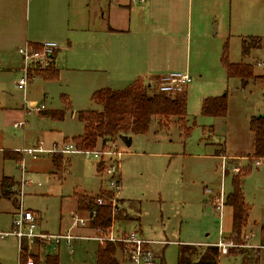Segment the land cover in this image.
Returning <instances> with one entry per match:
<instances>
[{"label": "rangeland", "instance_id": "1", "mask_svg": "<svg viewBox=\"0 0 264 264\" xmlns=\"http://www.w3.org/2000/svg\"><path fill=\"white\" fill-rule=\"evenodd\" d=\"M61 2L60 13L67 16L68 0ZM53 5L52 0H0V182L4 177L13 178L20 189V196L15 197L17 207L2 199L0 193V264H20V240L6 234L12 233L13 214L21 208L36 216L38 233L74 237L71 242L62 237L59 244L55 239L48 244L36 240L31 253L43 260L58 256L60 264H96L100 246L97 241L86 239L96 236L90 222L85 227L74 224V194L85 191L97 196L106 191L105 169L110 163L83 153L67 154V170L56 172L52 169V156L20 153L40 142L51 149L63 139L60 133L71 138L82 134L85 125L74 119L72 112L102 111L91 98L103 88L97 89L94 78L83 71L72 70L64 57L57 66V78L36 76L26 90L18 87L24 75L19 49L27 45L29 29L36 31L35 38L44 40L43 43L55 42L61 47L45 31L58 23L56 18L50 24L57 13L52 10ZM244 43L246 54L242 51ZM189 45L193 83L187 90L185 123L191 131L184 135L178 118H173L167 127L155 119L147 134L131 136L130 147L124 139H118L120 191L116 197L132 203L121 206L128 208L130 218L137 216L140 202V237L151 242L145 251L152 253L153 264H178L181 245L202 250L221 239L233 246L228 255H219V264H264V231L258 227L259 223L264 224V162L261 166L256 165L259 159L250 163L255 151L250 123L264 115V0H202L194 11ZM226 50L231 64L251 65L257 79L245 86L238 78L229 79L222 64ZM223 96H227L228 102L226 118L202 115L205 99ZM64 97L71 107L66 111V119L54 120L45 115L65 110ZM28 108L32 111L28 112ZM36 108L42 112L34 111ZM60 143L58 146L63 148L70 142ZM108 149L99 144L96 150ZM7 151L19 152L21 162L6 159ZM22 165L26 169L24 175ZM249 166L251 171L243 184L252 207L251 217L243 238L235 242L231 209L225 207L220 214L214 201L220 194L224 198L232 193L235 174ZM23 177L33 184L22 187ZM77 215L89 219L87 213ZM136 224L117 221L113 230L107 232L115 237L123 232L132 233L140 229ZM130 248L125 245L117 251L121 264H135L129 259Z\"/></svg>", "mask_w": 264, "mask_h": 264}, {"label": "trees", "instance_id": "2", "mask_svg": "<svg viewBox=\"0 0 264 264\" xmlns=\"http://www.w3.org/2000/svg\"><path fill=\"white\" fill-rule=\"evenodd\" d=\"M243 54H246L245 43L242 46ZM222 64L226 69L229 79H240L245 86L249 81L257 79L251 65L231 64L228 51L226 50ZM59 71L52 65L34 71L33 77L42 76L45 79H55ZM91 100L102 107V111H83L77 114L78 120L85 125L84 133L81 136L66 140L73 143L75 147L83 151H94L100 144L106 149L112 142L118 139H125L131 136L145 135L148 133L153 121L159 119L161 126L167 127L173 118H178V124L184 135L190 133L191 129L186 128L185 119L187 117V92L181 94L168 95L158 91L152 85L145 84L143 80H137L127 88L113 90L104 88L93 93ZM65 110L50 111L45 113L54 120H64L66 111L69 110L70 102L64 97ZM202 115L213 118L224 119L228 114L227 96L208 98L203 101ZM250 131L254 134L255 151L250 158V163L256 159L264 158V115L255 117L250 123ZM6 159L21 162L19 152L7 151L4 154ZM53 169L56 172L65 171L69 165L63 154H56L52 160ZM97 171L102 172L101 164ZM251 166L242 168L232 180L233 191L225 198V206L232 211V236L235 242H240L247 228L251 206L245 200L243 191V181L250 173ZM226 175L227 172L225 173ZM1 198L13 202L17 207L15 197L20 196L19 185L13 178L4 177L0 182ZM76 212L79 214H91L96 211L97 215L92 218L90 226L92 229L100 228L110 231L117 221L140 222V202L137 216L130 218L128 208L121 207L116 215L113 214L112 199L115 194L110 191L100 192L97 196L76 194ZM103 198L105 205H98L97 199ZM131 205L128 201L117 200L118 205ZM132 210V208H130ZM264 231V227H262ZM123 243L109 242L105 246H100L96 253V264H120L117 260V251L123 250ZM220 252L216 246H206L200 250L199 247L191 245H181L178 253V264H219ZM20 264H60L58 256H48L44 261L40 255L29 252L27 245L23 244L20 252Z\"/></svg>", "mask_w": 264, "mask_h": 264}, {"label": "crops", "instance_id": "3", "mask_svg": "<svg viewBox=\"0 0 264 264\" xmlns=\"http://www.w3.org/2000/svg\"><path fill=\"white\" fill-rule=\"evenodd\" d=\"M60 2L52 0V10H57V13L50 24L57 18V25L45 30L50 32L48 37H55L53 41L62 47L49 64L57 70L60 59L64 57L71 63L72 70L83 71L94 78L97 89L113 90L127 88L139 79L157 86L160 77L170 73H188L193 78L189 39L194 11L202 0H148L144 4L133 3L132 0H68L67 16L60 13ZM36 33L30 29L27 31L26 44L38 46L43 43L44 40L35 38ZM202 35L199 32V39ZM77 114L72 112L73 118L78 120ZM60 135L63 137L60 144L72 139L63 133ZM50 156L53 160L54 155ZM65 159L69 162L70 156ZM24 172L26 174V169ZM243 191L248 203L244 184ZM76 194L90 195L85 191L74 196ZM136 225L140 229L134 232L143 237L141 217ZM258 227L262 228L264 224L259 223ZM124 234L127 233L117 237ZM118 256L122 258L116 255L117 260Z\"/></svg>", "mask_w": 264, "mask_h": 264}, {"label": "built area", "instance_id": "4", "mask_svg": "<svg viewBox=\"0 0 264 264\" xmlns=\"http://www.w3.org/2000/svg\"><path fill=\"white\" fill-rule=\"evenodd\" d=\"M148 0H132L133 3H146ZM59 50V45L55 42H45L41 43L40 45H32L27 44L23 48L19 49V54L22 57L24 68H23V77L20 80L18 87L21 90H26V87L30 80H32L34 71L42 70L46 68L54 58L55 54ZM192 83V77L188 73H170L160 77L157 83L158 91L161 93H165L168 95L174 94H181L187 92L188 87ZM28 112H31L32 109H27ZM34 111L42 112V109L36 108ZM21 125V124H20ZM19 125V126H20ZM22 126V125H21ZM64 147L58 146V144H54L51 149H46L43 143H40L37 147L32 149H23L20 153L24 156H36V155H52V154H79L83 153L88 157H91L95 160H100L103 162L110 163L109 166H106L105 174L108 177V188L106 191L113 192L115 194V198L112 199V208L113 214L116 215L121 209V205L117 206L116 193L120 191V175H119V159L121 153L117 149L116 142H112L108 145V150L102 151H83L79 150L75 147L73 143H69L63 145ZM108 157V158H107ZM264 158L259 159L256 162L257 166L263 165ZM224 171L226 173V164L223 165ZM23 174L25 173V166L22 165ZM238 172V170H235ZM33 184L32 182H28L27 180L22 178L21 184L22 187L25 184ZM225 198H222V194L214 201V208L220 214L225 209ZM98 205H105V201L103 198L97 199ZM89 215V214H88ZM97 215L96 211H93L89 215V219L86 218H77L76 212V220L75 225H80L85 227L87 223L91 222L92 218ZM14 222H13V231L12 233L6 234V236H13L20 240V252L22 249L23 244H26L28 247L29 252H31V245L38 239L51 243L52 240L59 244L60 239L65 237L69 242H71L74 237L71 235L67 236H52L45 233H38L37 232V224H36V216L29 211H24L22 208L18 210V212L14 215ZM96 236L93 238H86L87 240H94L97 241L100 246H105L109 242L113 243H123L130 248L129 252V259L131 262L135 264H153V255L150 251H145V247L151 242L144 240L135 232L124 234L120 237H115L113 234L108 233L100 228L94 229ZM233 238V236H232ZM216 246L219 249L220 255H228L229 249L233 246L232 242H227L226 240H220L218 244L212 245Z\"/></svg>", "mask_w": 264, "mask_h": 264}, {"label": "water", "instance_id": "5", "mask_svg": "<svg viewBox=\"0 0 264 264\" xmlns=\"http://www.w3.org/2000/svg\"><path fill=\"white\" fill-rule=\"evenodd\" d=\"M125 144L130 147L132 145V138L128 137L124 139Z\"/></svg>", "mask_w": 264, "mask_h": 264}]
</instances>
